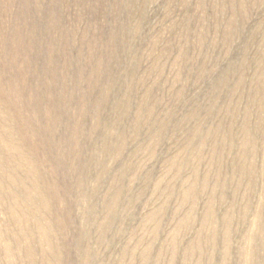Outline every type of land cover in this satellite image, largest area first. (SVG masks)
I'll use <instances>...</instances> for the list:
<instances>
[{"label":"rangeland","instance_id":"1","mask_svg":"<svg viewBox=\"0 0 264 264\" xmlns=\"http://www.w3.org/2000/svg\"><path fill=\"white\" fill-rule=\"evenodd\" d=\"M0 264H264V0H0Z\"/></svg>","mask_w":264,"mask_h":264}]
</instances>
